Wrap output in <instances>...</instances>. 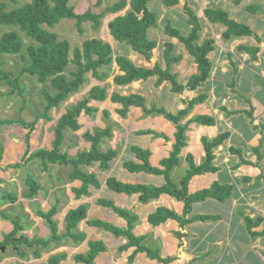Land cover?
Instances as JSON below:
<instances>
[{
    "label": "crops",
    "instance_id": "obj_1",
    "mask_svg": "<svg viewBox=\"0 0 264 264\" xmlns=\"http://www.w3.org/2000/svg\"><path fill=\"white\" fill-rule=\"evenodd\" d=\"M72 1H69V5L74 7L76 14H84L90 8L87 5V0H80L75 5L70 4ZM234 1L179 0V3L172 7H167L163 0L152 1L149 8L157 12L159 16L157 26L148 30L149 39L157 42L150 59L134 51L125 43L115 41L110 34L109 22L117 16L125 15L130 10V6L119 13L105 14L101 21V29L99 28V34L95 39L111 45L113 63L108 71L110 72L109 76L104 80H98L89 73L88 83L81 87V92L77 93L75 98L80 101L85 98L84 96L89 93L92 87L100 86L106 89L107 99L104 101L91 100L88 103V106L96 111L91 114L83 111L80 114L78 118L80 128L65 134L61 149L64 147L62 154H69L70 157L77 156L79 151H89L91 142L85 140L83 135L87 132L92 134L94 129L104 130L115 123L121 127L123 132L113 130L111 138L103 139L100 150L103 153L113 150L118 154L109 162V168L105 173L100 171L99 162H94L90 167L80 166L85 173L96 174L100 187L103 184L101 194H97L100 190L96 186L92 187L93 185L89 186L91 194L87 197L82 195L77 198L74 194L78 200L73 197L71 202L73 205L77 204V207L66 208L67 210L63 213V219H65L70 210L81 205L87 206V217L78 225L80 229L78 232L84 233L86 239L79 244L50 246L42 252L40 258L29 261L30 264H48L49 259L61 255H65V257H62L58 264H86L76 261L75 257L87 255L90 251L89 242L96 241H101L106 250L96 256L94 264H264V0H241L239 4H235ZM185 5L191 8L200 20V43L207 39L215 40V49L208 55L212 63L210 78L196 90L185 89L181 94L171 91L172 85L169 81H164L156 87L157 76L135 81L128 85L115 84L114 77L117 74H122L115 62L116 57L125 56L136 67L147 69H152L158 63L165 70L167 65L163 55L166 43L173 45L172 57L181 56L179 61L170 66V71L178 75L179 83L186 84L192 75L198 73V66L185 46L177 38L170 37L165 33L167 25L179 29L184 35L190 32L191 26L188 23ZM208 7L221 8L228 12L231 19L251 28L260 40L250 36L233 37L226 40L223 37L226 27L222 23H210L205 17L204 11ZM250 7H254L253 12L249 11ZM173 11L180 13L179 18L176 19L175 14L173 16ZM170 14L172 16H169ZM239 46L257 48L258 51L256 54L250 51H241L238 49ZM71 58L73 57L71 56ZM113 93L120 96L141 95L145 98L148 108L152 104H156L174 114L185 109L184 100L190 101L199 95L206 96L203 102L193 107L184 122L196 116H211L215 119V124L191 123L189 125L186 133V146L181 150L180 163L173 168L171 176L172 180L176 177L179 182L188 168V156L193 157L196 165L201 164L206 155L201 141L203 137L213 139L219 134L228 133V138L214 149L213 163L216 171L195 175L188 184L190 194L209 189L215 183L222 187H232L229 198L223 200L207 198L195 202L191 212L185 217L186 219L199 216L214 218L193 219L183 227L175 219H168L164 223L153 225L149 222V216L158 208L164 207L182 216L185 208L184 202L178 201L168 194H162L158 198L144 203L140 201V193H118L107 186L109 178H115L122 183L131 185L163 186L166 183L163 175L129 170V164H142V160L133 152V147L149 151L150 165L161 167L160 162L170 156L176 141L175 126L163 116L148 115L142 108L131 106L127 117H121L117 110L121 109L122 105L111 101ZM105 111L110 114V117L105 116ZM64 113L65 110L60 117ZM39 125L41 127V124ZM37 128L35 125L32 132H36ZM152 132L163 134L166 138ZM41 136L40 131L36 132L32 137V143H36L39 146L37 148L44 149V144L41 146L39 142ZM66 136L73 139L74 142L69 143L70 139L67 140ZM53 141L51 148H45L46 150L52 149ZM24 150L26 151L22 146V150L18 151L14 158L9 156L5 149L3 161L8 162L5 165L18 163L16 161L23 158ZM36 150L32 149L30 154ZM0 167V171L4 174L0 177L2 181L6 180V173L13 170L11 172L13 174L17 169L11 168L4 173L3 165L1 164ZM22 168H25V165ZM39 184L40 188H43V183L39 182ZM81 186L82 182L76 179L72 188L79 189ZM58 188H60L59 181L55 178L50 182L48 188L43 189L47 191L48 197H52ZM41 192L42 190L39 189V194L37 193L31 199L25 197L26 204L34 202L39 204L44 201ZM98 201L112 202L115 207L128 210L137 216L138 220L134 223L133 233L136 237L143 238L141 242L143 247L159 253V260L149 257L146 250L137 251V246H127L128 240L124 236H116L110 231L89 225V221L100 220L122 230L128 228L126 219L112 209L99 205ZM17 202H20V199L17 198L14 203L0 204V216L4 214L8 218L6 208L16 205ZM24 212L20 214L24 221L31 218L36 221V225L38 224L39 221L36 220L38 217L34 212L29 208H26ZM2 218L0 217V225L10 226L9 220L13 217ZM247 218L249 221L246 220ZM29 229H24L23 233L26 234ZM32 232L35 236L38 235L34 230ZM177 232H180L181 235H177ZM161 259L168 260V262H162ZM3 260V262L7 261L6 257ZM17 260L19 259L15 258V261Z\"/></svg>",
    "mask_w": 264,
    "mask_h": 264
},
{
    "label": "trees",
    "instance_id": "obj_2",
    "mask_svg": "<svg viewBox=\"0 0 264 264\" xmlns=\"http://www.w3.org/2000/svg\"><path fill=\"white\" fill-rule=\"evenodd\" d=\"M70 0H32L31 2L24 3L20 6L16 5L13 8L8 9V5L0 0V24L11 27H17L25 36L30 40V43L25 44L24 39L19 35L17 31H10L5 33L0 38V56L3 54L18 55L25 49V54H21L23 62L26 64L22 68V73H28L31 76L36 77L40 83H46L49 81L52 91L44 88L42 95L45 100V111L36 116V119L32 123H27L23 119L18 120H1L0 124H21L25 129H28V133L34 130V126L41 119L49 120V112L53 108L59 107L65 102L71 95L77 93L81 87L86 83V75L91 73L94 78L98 80H104L109 76L108 71L104 68L111 67L113 63L112 48L109 43H105L99 39H87L83 41L81 47H76L72 51L73 58H71V47L67 40H59L57 35L47 30V27H52L58 24L63 19H72L76 21L77 29L80 33H83L82 24L85 22H91L93 30H98L101 26L102 18L106 13H119L123 11L127 6H130V10L123 16H117L111 20L108 24L110 34L115 41L125 43L130 46L134 51L142 54L147 59L152 57V51L156 48L157 42L150 40L148 37V30L152 27H156L158 23V13L149 8V4L154 0H116L111 6H108L105 11L101 13H94L89 8L84 14H76L74 7L69 5ZM241 0H235V4H239ZM17 3V0H12ZM100 0L96 5H99ZM163 3L167 7L175 6L179 3V0H163ZM185 11L188 15V23L191 26V30L187 35L181 33V31L171 25H167L165 33L170 37L177 38L186 48L187 52L194 58L195 63L198 66V73L192 75L186 84L179 83L178 75L173 74L170 71L172 63L181 59V56L172 57L173 45L166 43V50L163 57L167 65L163 70L158 63L152 69L136 67L125 56H118L115 62L122 74H117L114 77V82L117 85H128L135 81L147 80L150 77L157 76L155 86L158 87L164 81H169L172 85L171 91L176 94H181L185 89L196 90L203 83H205L211 76L212 63L208 58L211 51L215 49V40L207 39L200 43L201 37V23L195 12L185 5ZM249 11H254V7H250ZM205 17L210 23H222L226 30L223 33V37L226 40L233 37L250 36L256 40H260L259 36L245 24H241L231 19L229 13L221 8L205 9ZM45 26V27H44ZM241 51L256 52L257 48H246L239 46ZM1 63V61H0ZM74 64L76 70L70 72L68 77L65 74L69 64ZM103 69V70H102ZM102 70V71H99ZM20 77H15L11 71H5L0 69V82H6L13 87L12 91L17 89L23 92L24 88L20 86ZM206 96L199 95L190 101L184 100L186 105L185 109L178 111L176 114L167 111L164 107H158L156 104H152L150 108L147 107L145 98L138 94H131L128 96H120L113 93L111 95V101L119 103L122 108L117 110V113L121 117H127L129 108L136 106L142 108L145 114L160 115L168 121L172 122L176 128L175 143L170 156L163 159L160 162L161 167H152L149 162V151H143L137 147H133V152L136 156L142 160V164L128 165L129 170L132 172H147L154 175H163L166 183L161 187H150L145 185H131L122 183L115 178H109L107 180L108 187L118 193L134 194L140 193V201L148 202L151 199L158 198L162 194H168L178 201H182L185 204L184 213L182 216L175 213L173 210L160 207L154 213L149 216V222L153 225H159L164 223L168 219L177 220L182 227L191 220H207L214 217L199 216L192 219H186L185 217L191 212L192 205L195 202L203 201L207 198L226 199L231 196L232 187H222L215 183L209 189H204L199 192L190 194L188 191V184L191 178L195 175H201L209 172H215L216 167L214 161V149L221 145L229 136L228 133L219 134L213 139L207 137L202 138V144L205 149V157L201 164L196 165L193 157L188 156V168L185 174L179 180V184H175L172 180V170L180 163L179 154L187 143V131L191 123H197L201 125H214L215 119L211 116H196L184 120L192 111L193 107L205 100ZM107 99V91L100 86H94L90 89L88 96L78 101L72 107L68 108L66 112L59 118L55 127V139L53 141V147L51 150L40 149L30 155H28V149L25 151L22 161L9 165V168H19L27 164V162L33 159H40L42 161L43 170L46 171L49 163H59L61 165H72L73 173L72 179H78L82 182V186L79 189H74L76 197L79 198L82 195L88 193L90 185L96 187L99 186V181L94 174L85 173L80 166L91 165L94 162H99L100 167L109 168V162L113 160L118 152L109 150L106 153L101 152L100 144L104 138L112 137L111 126H108L104 130L97 129L92 134L87 132L84 137L91 142V148L89 151H83L77 154L75 158H69L67 154H62L60 148L64 138V131L66 129L78 130L80 125L77 118L84 111L87 114H91L96 109L88 106L91 100ZM106 117H110L108 112H104ZM184 122V123H183ZM155 135L164 136L163 134ZM30 140V134L26 135L27 143ZM3 149L0 146V160H2ZM1 162V161H0ZM2 180L0 179V182ZM27 182L30 186V192L26 195L28 198H34L39 189V183L28 175ZM4 200H9L10 203H14L17 200L15 194H6L3 196ZM105 206L111 207L116 213L127 220L128 228L122 230L116 228L110 224L102 222L100 220L89 221V225L105 229L112 232L116 236H124L128 239L127 246H137V251L146 250L149 257L159 260V253L151 251L143 245L141 242L143 238L136 237L133 234L134 223L137 222V216L131 214L128 210L115 207L112 202L101 201ZM2 204V201L0 202ZM87 206L81 205L76 209L70 210L65 217V230L62 235L58 234V226L54 215L57 213V208L53 207L48 212H38L39 216L46 220L48 227L51 231L53 238L45 239H20L7 245V241L11 239L13 235H7L4 237L5 242L0 240V248L6 246H34L35 243L39 245L33 249V256L38 259L42 256V252L48 249L51 240L71 239L75 244H79L86 239L84 233H78L77 229L79 223L87 217ZM3 219H8L3 214ZM246 220L249 221L247 218ZM14 232H21L25 229V226L21 225L19 218L14 220ZM177 235H181L177 232ZM90 251L87 255H77L75 260L86 264H94L96 256L106 250L105 245L101 241L89 242ZM16 254L25 259L27 253L23 250L17 249ZM65 257V255L55 256L49 259L48 264H58L59 261ZM170 260V259H169ZM162 262H168V260L161 259Z\"/></svg>",
    "mask_w": 264,
    "mask_h": 264
},
{
    "label": "rangeland",
    "instance_id": "obj_3",
    "mask_svg": "<svg viewBox=\"0 0 264 264\" xmlns=\"http://www.w3.org/2000/svg\"><path fill=\"white\" fill-rule=\"evenodd\" d=\"M1 1L8 5V9L9 8L11 9V8L15 7L16 5L20 6L24 3L31 2L32 0H17V3L12 2V0H1ZM79 1L80 0H73L72 2H70V4L75 5ZM97 1L98 0H87V5H89V7L92 9V12L98 14V13L105 11L106 8L108 6H110L115 0H100L101 3L99 5H96ZM174 14L176 16V19L179 18L180 13L178 11H176V12L173 11V16H174ZM169 16H172V14H170ZM91 24H92L91 22H85L82 24L83 33H80L78 31L77 26H76V21L72 20V19H63L58 24H56L52 27H47V26L46 27L44 26V27L47 28V30H49L50 32L55 33L59 40H67V41L69 40L70 41V43H71V46H70L71 47V56L73 57L72 51L76 47H81L82 43L85 39L97 38L96 36L99 34L101 27L99 30L95 31V30H93V27ZM10 31H17L19 33V35L24 39L25 44L30 43V40L25 36V34L23 32H21L19 30V28L0 24V38L5 33L10 32ZM21 54H25V49L22 50ZM21 54H18V55L3 54V55H1L0 56V61H1L0 69H3L5 71H11L15 77H18V76L20 77V74L22 73L21 72L22 68L26 64L25 62H23V58H22ZM104 69H105V71H110L109 70L110 67H107ZM72 70H75V65H73L71 63V64H69L68 68L66 69L65 74L69 77L70 71H72ZM102 70H99V71H102ZM108 73H110V72H108ZM88 74L86 75L87 80H88ZM88 81H86V83H88ZM19 84H20V86H22L24 88L23 92H20L19 89L12 91L13 90L12 86H10L8 83H6L4 81L0 82V121L1 120L23 119L27 123H32L35 121L38 113L40 114V113H43L45 111V109H44L45 100H44V97L42 95V90L44 88H46V89H49L50 91H52L51 86L49 84V81H47L46 83H40L36 79V77L31 76L28 73H24L22 75V77H20V79H19ZM80 90L77 93H80L81 92ZM77 93L71 95L59 107L53 108L52 110H50V112L48 113L50 116L49 120L42 119L36 123L37 127L39 128L40 135H42L40 137L39 142H40L41 146H42V144H44V147H43L44 149L48 148V147L51 148L52 141H53L54 136H55L54 130H55V127L57 124V120L60 117V115L64 112V110L66 112V110L68 108L72 107V105H74L78 102L75 98V95ZM87 96H88V93L84 97H87ZM78 118H77V121H78ZM39 124H41V127H39L40 126ZM110 126H111L112 136H113V130H115V131L121 130V127L118 124L114 123V124H111ZM33 128H35V126ZM38 128L36 129L37 133L39 132ZM95 130L96 129H94L93 132ZM70 131H71V129L70 130L66 129L64 131V137H65V134L66 133L69 134ZM36 132L30 131L28 133V129H25L19 123H16V124H0V146L3 149L2 160H0L1 161L0 166H1V164L3 165L2 170L4 171V173H6V171L8 172L11 169V168H9L10 164L6 166L5 164H8V162H5V160L3 161L5 149H6V153L9 154V156H13L15 158L18 151L20 152V150H22V146H24V148L26 150L28 149V151H29L28 155H30V152L32 149H37L36 151H38L39 149L42 148V147L37 148L39 146L36 145V143H32V141H33L32 137H33V135H35ZM27 134H30V140L28 143L26 141V135ZM83 137H84V135H83ZM66 138H67V140L70 139L67 136H66ZM104 139H106V138H104ZM103 141L104 140H102V142L100 144V148H101ZM73 142H74L73 139L69 140V143H73ZM63 143L64 142H62V144ZM60 150H62L61 151V153H62L64 150V147H63V149L60 148ZM80 152L81 151H79V153ZM13 157L11 158V160L13 159ZM68 157L69 158H75L76 156L70 157L68 154ZM20 160L22 161V159L20 158L16 162H19ZM93 164L94 163H92L91 165H93ZM49 165L51 167L50 169H49ZM91 165H88V166L82 165V166L90 167ZM100 169L99 170L102 171V173H105L106 169H104L102 167H100ZM94 170L97 173H99L95 168H94ZM12 171L13 170H10L8 172L9 174L6 173V175H5V176H7L6 180L4 179L3 181L0 182V184H2V186H0V199H1L2 203H8L9 200H7V199L4 200L3 196H5L6 194H15L17 196V198L20 199V202H17L16 205H13L12 207L6 208V210H5L7 213L6 215L8 216V219H10L9 217H11V218L13 217V218L9 220L10 226L6 225V224L0 225L1 241H3L4 237H7V235H9V236L13 235L11 237V239L9 241H7L8 242L7 245L14 243L13 240L17 242V240H20V239H28V240L33 241L34 239L48 240V239L53 238L50 231H49L50 229L48 227V224L46 223V220L41 218L38 215L39 214L38 212H48L53 207L57 208V213L54 215L53 220H55L57 223L58 234L62 235V233L65 230V224H66L65 219H63V213L67 210L66 208L77 207L76 206L77 204L73 205V203L71 202L73 200V197L75 198V196H74L75 192H74V189L72 188V185L76 179L71 178V174L73 173V166L72 165H68V166L61 165L59 163H54L52 165V163H49L47 170L44 171L42 161L40 159H33V160L27 162V164L25 165V168L21 169V167H19L16 169L15 173H13V174L11 173ZM44 172H45V174H43ZM92 174H94V173H92ZM28 175H31L32 177H34V179L38 183L42 182L43 188H48V186H50V182H52L56 178L59 181V187L60 188L56 189V193L54 196L48 197V195L46 194L47 191L41 187L40 190H42L41 194L44 198V201H42L39 204L38 203L35 204V202L26 204L25 197L30 192V186H29V183L27 182ZM94 175L96 176V174H94ZM1 176H4V174L0 171V177ZM173 181L175 184H179L176 177L173 179ZM101 185H102V187H100V183H99V186L97 187V188H99L98 190H100L97 194H101L100 192L103 189V184H101ZM92 187H94V185ZM38 194H39V191H38ZM90 194H91V192L88 189V193L85 195V197L89 196ZM75 199L78 200L77 198H75ZM98 204L105 206L102 203H100L99 201H98ZM105 207L112 209L109 206H105ZM26 208H29L32 212H34L37 215L36 217H38V218L36 220L39 221L37 225H36V221L32 220L31 218H27V220H25V221L23 220V218L20 214L25 213L24 210ZM0 217H2V215ZM29 217H30V215H29ZM17 218H19L21 225L25 226V230H27L29 228L31 230L29 229V231L26 232V234L23 233V231L14 232V225L13 224H14V220ZM21 220H23L24 222ZM26 227H29V228H26ZM25 230H24V232H25ZM32 230H34V232L36 234L38 233V235L35 236L33 234ZM78 230L80 231L79 227H77V229L75 231L78 232ZM78 233H81V232H78ZM125 238L127 239V237H125ZM3 242H5V241H3ZM51 242L52 243L50 244V246H57V245L61 246V245H67V244H71V245L75 244L71 239H64V240L63 239H60V240H53L52 239ZM36 247H39V245L37 243H35L34 246L32 245L30 247L29 246H23V245H19L18 247L13 246V245L6 246L3 248L1 247L0 248L1 249L0 250V264H10V263L11 264H18V263L19 264H28V263L30 264L29 261H31L32 259H35L32 252H33V249ZM17 249H19V250L21 249V250L25 251L27 253V257L23 260H20L22 258L16 254ZM5 257H6L7 261L3 262L4 261L3 259H5ZM14 257L18 258L19 260L15 261Z\"/></svg>",
    "mask_w": 264,
    "mask_h": 264
},
{
    "label": "flooded vegetation",
    "instance_id": "obj_4",
    "mask_svg": "<svg viewBox=\"0 0 264 264\" xmlns=\"http://www.w3.org/2000/svg\"><path fill=\"white\" fill-rule=\"evenodd\" d=\"M1 250V249H0Z\"/></svg>",
    "mask_w": 264,
    "mask_h": 264
}]
</instances>
